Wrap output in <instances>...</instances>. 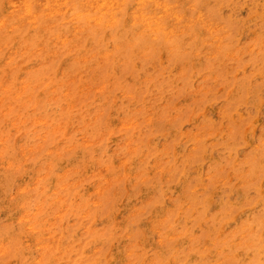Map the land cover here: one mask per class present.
Masks as SVG:
<instances>
[{
    "label": "clouds",
    "instance_id": "9594fccd",
    "mask_svg": "<svg viewBox=\"0 0 264 264\" xmlns=\"http://www.w3.org/2000/svg\"><path fill=\"white\" fill-rule=\"evenodd\" d=\"M0 264H264V0H0Z\"/></svg>",
    "mask_w": 264,
    "mask_h": 264
}]
</instances>
